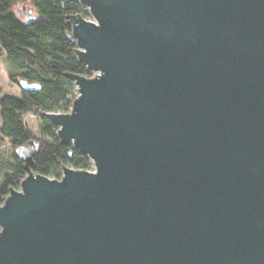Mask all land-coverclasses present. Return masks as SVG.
Instances as JSON below:
<instances>
[{"label": "water", "instance_id": "95a60500", "mask_svg": "<svg viewBox=\"0 0 264 264\" xmlns=\"http://www.w3.org/2000/svg\"><path fill=\"white\" fill-rule=\"evenodd\" d=\"M75 1L98 74L66 72L72 111L47 116L94 170L35 175L19 149L0 264H264V0Z\"/></svg>", "mask_w": 264, "mask_h": 264}, {"label": "trees", "instance_id": "16d2710c", "mask_svg": "<svg viewBox=\"0 0 264 264\" xmlns=\"http://www.w3.org/2000/svg\"><path fill=\"white\" fill-rule=\"evenodd\" d=\"M20 4H32L37 18L31 23L16 13ZM91 17L86 6L73 0H0V56L10 64L12 81L38 82L41 89L23 91L20 97H0L2 118L1 142L7 139L15 150L0 183V200L4 202L12 188L19 189L26 178L25 161L16 151L29 143L36 144L32 172L56 179L62 177L64 166L90 170L93 163L73 145L61 143L58 127L47 116L50 112L71 111L77 94L75 83L66 72L92 77L76 54L78 45L69 39L72 26L69 17ZM37 113L41 136L25 122V114ZM72 151L73 154L70 153Z\"/></svg>", "mask_w": 264, "mask_h": 264}, {"label": "rangeland", "instance_id": "374dc122", "mask_svg": "<svg viewBox=\"0 0 264 264\" xmlns=\"http://www.w3.org/2000/svg\"><path fill=\"white\" fill-rule=\"evenodd\" d=\"M33 10V14H35L34 7L32 4H20L16 7V13L18 15H21L23 19L29 18L30 16L27 15L29 11ZM85 19L94 21V17H86ZM10 64L6 61V59L3 56H0V97H3L5 95L9 96H17L20 97L22 95V89L20 88V81H12L10 80L9 77V71H10ZM92 77L97 76L98 72L93 71ZM75 93L78 96V88L76 87L75 84ZM72 111V108H71ZM69 111V112H71ZM1 112V108H0ZM59 112V111H57ZM55 112V113H57ZM63 113V112H61ZM25 122L29 125L30 129L35 133L36 135L41 136V122L39 119V116L37 113H27L25 114L24 118ZM2 118H1V113H0V130L2 128ZM0 133V139L1 137ZM33 145L36 146V144L29 143L28 145ZM26 145V146H28ZM21 149V148H19ZM19 149L16 151L19 152ZM15 150L13 149L12 145L9 144V141L6 139L5 142H1L0 140V183L3 180V175L8 170V166L11 165L14 161V154ZM19 154V153H18ZM70 167V166H69ZM72 167V166H71ZM94 170V165H92V168L90 171Z\"/></svg>", "mask_w": 264, "mask_h": 264}]
</instances>
